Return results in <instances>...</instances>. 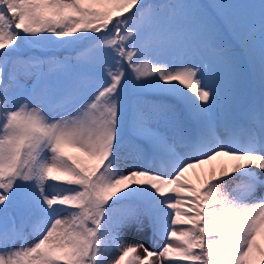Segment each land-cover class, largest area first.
<instances>
[{"label":"snow or ice","instance_id":"6c2138e0","mask_svg":"<svg viewBox=\"0 0 264 264\" xmlns=\"http://www.w3.org/2000/svg\"><path fill=\"white\" fill-rule=\"evenodd\" d=\"M260 189L264 0H0V264H264Z\"/></svg>","mask_w":264,"mask_h":264},{"label":"rangeland","instance_id":"374dc122","mask_svg":"<svg viewBox=\"0 0 264 264\" xmlns=\"http://www.w3.org/2000/svg\"><path fill=\"white\" fill-rule=\"evenodd\" d=\"M253 2H255V0H253ZM125 153V158H127V154L131 153L132 151V142L129 140V138L126 136L125 140H124V148L122 150ZM122 166H123V162H122ZM193 179V181L195 182V177L192 176L191 177ZM257 195H264V189H260L257 192ZM151 233L150 231L144 235L143 237H141V239L143 240L142 242H145L146 245L150 248H154L151 239H150ZM137 237H135L136 239ZM128 239L131 241L133 239V237L131 235H129ZM155 250V249H154Z\"/></svg>","mask_w":264,"mask_h":264},{"label":"trees","instance_id":"16d2710c","mask_svg":"<svg viewBox=\"0 0 264 264\" xmlns=\"http://www.w3.org/2000/svg\"><path fill=\"white\" fill-rule=\"evenodd\" d=\"M149 2H151V0H149ZM56 51L61 52L62 50L61 49H57ZM62 54L63 55H67L68 53L67 52H63Z\"/></svg>","mask_w":264,"mask_h":264},{"label":"bare ground","instance_id":"6f19581e","mask_svg":"<svg viewBox=\"0 0 264 264\" xmlns=\"http://www.w3.org/2000/svg\"><path fill=\"white\" fill-rule=\"evenodd\" d=\"M136 240H137V241H143V240L141 239V237H137Z\"/></svg>","mask_w":264,"mask_h":264}]
</instances>
